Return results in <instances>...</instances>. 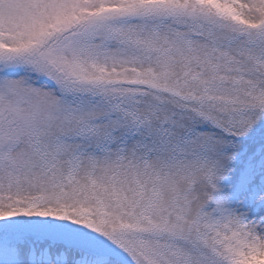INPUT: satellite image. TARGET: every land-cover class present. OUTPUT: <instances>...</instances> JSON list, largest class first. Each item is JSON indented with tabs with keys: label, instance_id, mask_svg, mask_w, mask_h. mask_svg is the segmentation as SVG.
Segmentation results:
<instances>
[{
	"label": "snow or ice",
	"instance_id": "6c2138e0",
	"mask_svg": "<svg viewBox=\"0 0 264 264\" xmlns=\"http://www.w3.org/2000/svg\"><path fill=\"white\" fill-rule=\"evenodd\" d=\"M0 264H264V0H0Z\"/></svg>",
	"mask_w": 264,
	"mask_h": 264
}]
</instances>
